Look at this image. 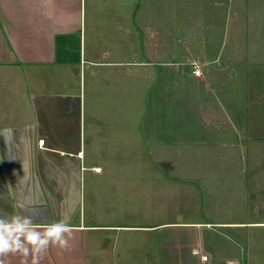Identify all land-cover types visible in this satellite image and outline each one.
<instances>
[{
  "label": "crops",
  "instance_id": "crops-1",
  "mask_svg": "<svg viewBox=\"0 0 264 264\" xmlns=\"http://www.w3.org/2000/svg\"><path fill=\"white\" fill-rule=\"evenodd\" d=\"M99 1L90 2L89 13L110 17L104 22L96 20L99 26L110 24L115 16L122 17L118 21L122 28L129 25L130 30L151 29L148 46L142 45L150 48V54L139 60L133 55L128 61H86L82 29L88 0H0V217L13 213L31 217L41 232L58 221L71 226L74 238L69 249L50 245L41 254L39 264L255 262L258 252L264 250V182L258 184L255 178L258 185H250L248 192L245 188V195L242 191L237 217H213L218 215L212 205L215 198L203 177L198 180V174L179 171L165 154L167 133L152 91L151 107L144 106L143 110L157 111L156 119L149 127L144 122L141 131L129 121L131 116L127 113L134 109L136 96H144L138 94L135 80L148 76L140 77L123 69L110 75L112 98H106L107 93L99 86L95 92L110 103L113 100L112 118L93 112L87 125L83 77L86 80L88 76L95 83L98 80L83 67V62L132 67L128 71L150 65V71L144 72L153 74L152 79L156 78L159 86L166 77L186 81L183 68L193 61L201 64L199 59L206 57L202 52L206 44H198L197 33H201V40L206 37L215 42L211 34L219 32L221 50L206 63L218 62L225 68L238 65L234 75L243 79L238 92H246L243 98L250 102V111L256 107L262 110L264 0H182L186 10L183 13L179 9L181 0H104L108 6L103 7ZM155 9L157 18L153 15ZM108 26L114 28L112 24ZM167 30L182 31L185 36L176 39L174 35H164ZM59 35L64 36L60 44ZM172 42L190 47L196 54L187 51L189 55L186 52L173 57L176 59H160L161 49ZM78 76V88L67 91L30 88L34 80L55 83L59 79L64 88ZM192 76L205 81L204 75L195 76L193 69ZM97 84L101 86L100 82ZM228 87L223 93L235 113V127L253 139L246 141L244 134L237 138L239 144L247 146L246 154L239 155L257 160L255 153L260 154L257 152L261 147L256 148L255 143H261L264 135L247 121L238 95L235 96L237 90ZM160 90L165 91L161 87ZM115 113H125L120 116L122 123L113 120ZM145 119L148 120V112ZM205 197L209 198V219L196 216L208 212V208H203ZM167 201L180 208L175 210L173 220L160 218L157 211ZM257 201L260 206L256 208L260 210L255 217H246L247 208ZM43 207L46 210H39ZM134 232L139 238L136 246L132 241ZM203 254L208 255L206 261L201 259ZM4 260L5 264H32L31 255L24 257L19 253H10Z\"/></svg>",
  "mask_w": 264,
  "mask_h": 264
},
{
  "label": "rangeland",
  "instance_id": "rangeland-1",
  "mask_svg": "<svg viewBox=\"0 0 264 264\" xmlns=\"http://www.w3.org/2000/svg\"><path fill=\"white\" fill-rule=\"evenodd\" d=\"M91 1L92 0H88L87 13L83 16L84 25L82 29V45L83 48H85L86 61H128L132 59L133 55L139 60L151 53L150 48L144 49L142 47V45L144 46V43L145 47L148 46L146 40H148V35H150L151 29L141 31L139 29L136 30V28L133 29L132 27L130 30L131 27H129V25L122 28L118 23L122 17L115 16H113V19L115 20L110 23L114 28L109 27L108 25L110 24L106 23L105 25L101 24V26H99V23L96 22V20L104 22V20L109 19L110 17H98L89 13V10L92 8L90 4ZM107 2L108 1L104 0L99 1V3H101L100 7L108 6ZM120 3L121 2H119V4ZM180 4L179 9L181 10V13H183L186 10L183 8L184 6L182 7V0ZM153 15L157 18L156 9L154 10ZM180 18L182 19L181 16ZM166 26L169 29V26ZM184 34L185 33L182 31L170 32L167 30L164 32V35H174L173 38L176 39L183 38L185 36ZM197 34L199 36L198 40H200L198 44H206L205 48L202 49V52L206 57L199 59L205 78V81L203 82L192 76L193 67H191V65L185 66L183 68L184 72L182 71V76L186 78V81H179L175 78L166 77V79L161 80V82H164L163 85L159 86L156 78L152 79L153 74L151 75L150 72L145 74L144 72V70L150 71V65L135 66L133 67L134 71H128V69H131L132 67H115L110 66L109 63H105V65L89 62L84 64V60L83 67L86 66L92 74H95L97 77L96 80L101 84L100 86L97 84L98 82L95 83L92 79L88 78V76L86 77V80H84L83 77V89L85 83L87 95L85 108V115L87 118L86 123L87 125L90 124L89 116L90 114H93V112L99 113V115L104 118H112L111 110L113 109V100L111 101L112 104L108 102L107 99L96 96L95 92L99 86L100 89H102V92L104 90L107 93L106 98L109 100L112 98V89L110 85H108L110 83V75H116L117 72L123 69L124 71L132 72L140 77L148 76L144 79L135 80L134 85L136 89H139L138 94L144 93V96L137 95L134 101L135 103L133 102L134 109L127 113L131 116V119L129 120L131 125L134 126L135 130L141 131V129L145 127L144 122L147 121L146 127H149L148 125L156 119V114H158L157 111L143 110L144 106L151 107L149 103L152 104V91V94L158 100L154 105H157V107L160 106L159 113L161 114L162 122L165 124L164 131L167 133V136L165 134V139L168 142L167 144L165 143V154L167 155V158L170 159L169 161L172 160L179 171H184L185 173L190 171L193 175L198 174V180H202L200 179V176L203 177L205 186L212 190V195L215 198L212 201V205L215 210L218 211V215H213V217H218L220 220L234 219L235 216H238V206L240 205L239 201L241 200L242 191L245 195V188H247L248 192L250 190V185L255 187V185L264 182V140H262L261 143H255L256 148L261 147L257 152L260 154L255 153V155H258L257 160L245 159L242 155H239L246 154L247 146L241 143L239 144L237 138L244 134L245 137H248V140L246 141L253 142V139L244 132H239V129L235 127V122L232 120V118L234 119L235 113L223 91L229 90L230 87L228 86H232L233 90H237L235 96L238 95L240 100V109L244 110V115L248 117L247 121L253 123L257 127V131L263 135L264 109L261 110L260 107H256L255 111H250L251 105L248 104L250 102L247 103L246 99L243 98V95H245L246 92L243 90L238 92L239 84L243 81V79L238 80V75H234L235 72L238 71L234 68H237L238 65H230V67L225 68L224 64L220 65L218 62L206 63L205 60H209V58L215 56L218 50H221L219 49V37L222 33L216 32L211 34L214 36V39L216 40L215 42L206 37H203L201 40V33ZM203 34L206 33H202V35ZM169 44L171 46L164 48L165 50L161 49L163 55L160 57L161 53H159L158 58L160 57V59L169 60L173 57L184 54L187 51L195 52L196 54L194 49L190 47L188 49L187 47L182 46L179 42H176V45H174L173 42ZM224 50L226 51L228 49L225 48ZM188 52L186 54L189 55L190 52ZM227 56L228 54L225 52L223 57L226 61ZM83 58L85 59V57ZM155 67V69H158V66ZM159 70L161 69L159 68ZM74 72L77 73V71ZM106 77H108V79ZM112 77L114 78V76ZM75 78L76 79L73 80V83H70L71 80H69V86L64 88H61L59 81L61 79L56 80L55 83L47 80L43 82H36L34 80L30 85V88L36 89V91H42L45 89L46 92H54L63 89L67 91V89L70 88H78L79 76ZM64 79L67 83L66 78ZM72 84H75V86ZM160 87L165 89V91L160 90ZM0 91L2 90L0 89ZM154 97H152V99ZM32 99H34V95L32 96ZM147 112L148 120L145 119ZM123 114L125 113L113 114V120L117 123H122L124 119L120 116ZM162 122L161 125L163 126ZM224 129H228L226 130L227 132H225ZM137 137L138 136L135 135V138ZM228 142L230 143L228 144ZM225 154L228 156L225 157ZM169 167L170 166L167 165V169H169ZM255 178H257L256 181L258 184L255 183ZM261 203L262 202H260V204ZM215 204H217V206H214ZM193 205L196 204L194 203ZM257 205H259L258 201L253 205L254 208H247L248 212L245 213L246 217H255V213L260 210L256 208ZM196 207L199 209V205H196ZM203 208H208V212L206 213L205 211V214L198 213L196 216H204L209 219V198L206 199L205 197ZM250 208L253 209L250 210ZM176 209L179 210L180 208L171 206L169 201L164 203V205L162 203L160 207H157V211H160V218L163 217L166 220H173ZM261 214H263V211ZM239 216H244V214ZM136 233L137 232H134L132 235V241L135 246L139 240ZM261 251L256 255L255 262H252L251 264H264V252Z\"/></svg>",
  "mask_w": 264,
  "mask_h": 264
},
{
  "label": "clouds",
  "instance_id": "clouds-1",
  "mask_svg": "<svg viewBox=\"0 0 264 264\" xmlns=\"http://www.w3.org/2000/svg\"><path fill=\"white\" fill-rule=\"evenodd\" d=\"M73 230L65 222L51 224L43 232L38 231L31 217L13 213L9 217H0V264L4 257L19 253L24 257L32 256V264H39L42 253L51 246L62 250L70 247Z\"/></svg>",
  "mask_w": 264,
  "mask_h": 264
},
{
  "label": "built area",
  "instance_id": "built-area-1",
  "mask_svg": "<svg viewBox=\"0 0 264 264\" xmlns=\"http://www.w3.org/2000/svg\"><path fill=\"white\" fill-rule=\"evenodd\" d=\"M191 65H192V67H193V74L195 75V76H201L202 74H203V69H202V66H201V64H199L198 62H196V61H193L192 63H191ZM201 259L203 260V261H206L207 259H208V255L207 254H203V255H201Z\"/></svg>",
  "mask_w": 264,
  "mask_h": 264
},
{
  "label": "trees",
  "instance_id": "trees-1",
  "mask_svg": "<svg viewBox=\"0 0 264 264\" xmlns=\"http://www.w3.org/2000/svg\"><path fill=\"white\" fill-rule=\"evenodd\" d=\"M63 40H64V36L63 35H59V36H57V43H62L63 42Z\"/></svg>",
  "mask_w": 264,
  "mask_h": 264
},
{
  "label": "water",
  "instance_id": "water-1",
  "mask_svg": "<svg viewBox=\"0 0 264 264\" xmlns=\"http://www.w3.org/2000/svg\"><path fill=\"white\" fill-rule=\"evenodd\" d=\"M39 210H41V211H42V210H46V209L43 207V208H39Z\"/></svg>",
  "mask_w": 264,
  "mask_h": 264
}]
</instances>
